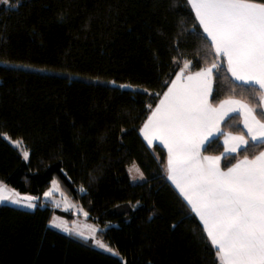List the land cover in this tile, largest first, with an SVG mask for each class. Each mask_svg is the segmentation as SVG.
<instances>
[{
  "label": "trees",
  "instance_id": "trees-1",
  "mask_svg": "<svg viewBox=\"0 0 264 264\" xmlns=\"http://www.w3.org/2000/svg\"><path fill=\"white\" fill-rule=\"evenodd\" d=\"M2 1L0 179L40 196L41 205L59 177L90 219L110 225L102 235L121 257L52 227L50 205L29 211L0 203V264H219L203 224L167 179L166 150L140 129L185 63L191 71L220 65L214 105L238 98L258 114L259 86L237 81L209 50L186 0ZM239 121L227 118L223 132H243ZM4 134L24 143L28 160ZM221 139L204 152L222 155L225 169L264 149L249 142L247 151L224 154ZM132 163L145 181L130 180Z\"/></svg>",
  "mask_w": 264,
  "mask_h": 264
},
{
  "label": "snow or ice",
  "instance_id": "snow-or-ice-1",
  "mask_svg": "<svg viewBox=\"0 0 264 264\" xmlns=\"http://www.w3.org/2000/svg\"><path fill=\"white\" fill-rule=\"evenodd\" d=\"M9 2L3 0L4 4ZM186 2L195 9L199 24L211 41L209 50L214 48L217 56L226 58L228 71L237 80L264 90V3L253 0ZM58 19L64 22L66 17L61 14ZM212 68L219 70L220 65L213 63ZM212 68L187 76V83H179L180 74L170 86L166 83L167 92L140 131L149 145L159 140L167 148V179L199 217L219 264H264V151L252 158L245 155L226 170L221 168L219 157L200 155L201 147L212 134L207 131L208 126L219 123L228 114L224 104L240 103L224 101L218 108L209 103ZM261 99L264 101V94ZM240 107L245 111L244 124L252 146L257 142L264 144V111L257 114L247 105ZM233 139L237 144L230 151L248 150L249 139L245 136ZM23 156L27 160L29 153L25 151ZM135 170L144 179L140 169ZM5 200L21 205L20 200L0 196V203ZM22 206L37 207L31 202ZM78 235L83 237V233ZM96 244L112 251L99 241Z\"/></svg>",
  "mask_w": 264,
  "mask_h": 264
},
{
  "label": "rangeland",
  "instance_id": "rangeland-1",
  "mask_svg": "<svg viewBox=\"0 0 264 264\" xmlns=\"http://www.w3.org/2000/svg\"><path fill=\"white\" fill-rule=\"evenodd\" d=\"M9 4L10 2L5 5H9ZM108 82L113 86H118L122 88H128V89H139L140 88L130 83H120L114 80H109ZM3 136L9 143H11L21 152L22 156L25 151L29 153V150L26 148V146L21 140L12 139L7 134H4ZM17 141H21V143L16 144L15 142ZM28 159H29V156H28ZM136 168L140 169L137 163H132L131 165L128 166V173L130 176V180L134 183L145 181L146 180L145 175H144V179H140V173H138L135 170ZM140 172H142L141 169H140ZM133 177H135V179ZM53 181H55V183H53ZM45 193H48V195H45ZM45 193L43 195L44 203L40 205V203L38 202L23 199L16 191H14L3 180L0 179V196H5V197H9L10 199L20 200L21 205L12 204L10 200H5L2 203H8L14 207L29 210V211H34L39 205L40 206L50 205L52 207V214H51V219H50V225L52 227H55L60 231H63L71 236H74L82 240L100 251H103L105 253H108V254H111L117 257H121L117 248L111 245L102 235V232H104L106 228H108L110 225L103 226L98 221L90 219L89 214L85 215V212L87 211L84 209L81 203L77 201L73 197V195H71L69 189L61 181L59 177H55L51 181V185L45 191ZM29 202L36 204L37 207L34 209H29V208L22 206L23 204H26ZM54 225H59V227H56ZM114 225H116V223ZM79 233H83V237L79 236L78 235ZM84 237H88V239L85 240ZM96 241H99L101 244H104L106 247H110L112 251L109 252L106 250V248L99 247V245L96 244Z\"/></svg>",
  "mask_w": 264,
  "mask_h": 264
},
{
  "label": "crops",
  "instance_id": "crops-1",
  "mask_svg": "<svg viewBox=\"0 0 264 264\" xmlns=\"http://www.w3.org/2000/svg\"><path fill=\"white\" fill-rule=\"evenodd\" d=\"M256 3H257V2H256ZM190 5H191V4H190ZM191 7H192V6H191ZM192 9H193V11H194V13H195V15H196L195 9H194L193 7H192ZM197 20H198V19H197ZM198 22H199V20H198ZM201 27H202V26H201ZM206 35H207V34H206ZM225 60H226V58H225ZM226 63H227V60H226ZM227 66H228V64H227ZM207 68H212V66H209V67H206V68H203V69H207ZM214 70H215V68H212V79H211V84H210V92H211V94H212V90H213V75H214ZM198 71H200V70H197V71H191V70L189 69V66H188L187 68L183 67V68L177 73V74H180V75H181V80L179 81V83H187V81H186V77L189 76V75H193L195 72H198ZM230 73H231V72H230ZM177 74H176V76H177ZM231 74H232V73H231ZM176 76L174 77L173 80L176 79ZM232 76H233V75H232ZM234 78H235V77H234ZM235 79H236V78H235ZM236 80H237V79H236ZM237 81H239V82H243V83H246L245 81H242V80H237ZM250 84H252V83H250ZM170 85H171V83H170ZM170 85H169V86H170ZM167 90H168V88L166 89L165 92H167ZM165 92H164V93H165ZM164 93L162 94L161 98L159 99V101H158V103L155 105V107L151 110V112L149 113L148 117L152 114V111L155 110L156 106L160 103V100L163 99V95H164ZM211 94H210L209 97H208V99H209V103H211ZM262 94H264V90H262ZM262 94H261V96H262ZM224 101H239L240 103H239V104H232V105L224 104V110L227 111L228 114H227L222 120H220L219 123L210 124V125L208 126L207 131H210L212 134H211L210 136H208V139L204 142L203 146L201 147V149H200V155H201V157H203V156H208V157H210V158L219 157V158H220L219 163H220L221 168L224 169V170H226L225 168L222 167V155L205 153V152H204V147H205V145H206L211 139L215 138L216 136H218V135H220V134H222V139H221V140H222V143H223V146H224V154H234V153H237L239 150L243 149V148H241V149H239V150L236 151V152H232V151H230V150H231V149L237 144V141L234 140L233 137H238V136L243 135V136H245L246 139H249V142H252V141L250 140V138L248 137V135H247V133H248V129L245 128V124H244V121H245V111H244V109H242V108L240 107V105H247L248 108H251V109H254V107H253L249 102H247V101H245V100L238 99V98H233V97L222 99L221 101H219L218 104H215V105L212 104V103H211V104H212L214 107H217V108H218V107L221 105V103L224 102ZM261 106H262V109H263V111H264V101H262V99H261ZM232 108H236L237 111H232V110H231ZM254 110H255V109H254ZM235 114L239 115V117H240V121H239V123H240V125H241V127H242V129H243V132H235V131H231V130H228V131L223 132V128H222V127H223V123L226 121L227 118H229L230 116L235 115ZM148 117H147V119L144 121V123L142 124L141 128H142L143 125L147 122ZM258 118H259V117H258ZM141 134H142V133H141ZM142 136H143V138H144V135H143V134H142ZM144 140H145V139H144ZM145 141H146V140H145ZM146 142H147V141H146ZM155 144H159V145H161V146L164 147V145L161 144L159 140H154L153 143H152V145H155ZM152 145H151V146H152ZM164 149L166 150V153H167V148L164 147ZM261 151H264V149H262ZM261 151H259L256 155H259V153H260ZM243 158H244V157L239 158L238 160H242ZM249 158H252V157H249ZM236 162H237V161H236ZM236 162H235V163H236ZM166 168H167V161H166L165 170H166ZM166 174H167V172H166ZM170 182H171V181H170ZM171 183H172V182H171ZM174 187H175V185H174ZM177 191L179 192L178 189H177ZM197 217H198V216H197ZM198 218H199V217H198ZM201 223H202V222H201Z\"/></svg>",
  "mask_w": 264,
  "mask_h": 264
},
{
  "label": "water",
  "instance_id": "water-1",
  "mask_svg": "<svg viewBox=\"0 0 264 264\" xmlns=\"http://www.w3.org/2000/svg\"><path fill=\"white\" fill-rule=\"evenodd\" d=\"M18 194L25 200H28L27 199L28 197H33L34 199L31 201H34V202H39L41 200L40 196H31V195H25V194H20V193H18Z\"/></svg>",
  "mask_w": 264,
  "mask_h": 264
}]
</instances>
